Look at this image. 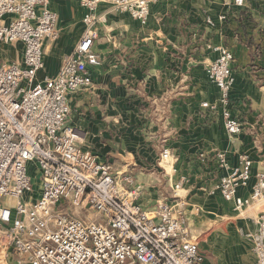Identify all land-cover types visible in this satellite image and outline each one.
Wrapping results in <instances>:
<instances>
[{"label": "crops", "instance_id": "0c3cea01", "mask_svg": "<svg viewBox=\"0 0 264 264\" xmlns=\"http://www.w3.org/2000/svg\"><path fill=\"white\" fill-rule=\"evenodd\" d=\"M50 8L60 16V36L45 43L38 81L59 74L85 29L79 0H50ZM98 12L108 15L93 45L100 64L89 65L92 84L70 98L80 145L108 162L114 175H132L145 208L163 199L182 203L176 208L201 250L209 254L207 243L217 235L231 242L223 264H255L252 244L243 239L264 212V199L236 212L216 189L224 174L216 153L224 151L234 165L243 154L251 157L252 177L238 191L248 197L264 172V0L241 6L235 0H159L144 24L107 4ZM215 45L234 54L229 108L243 123L236 137L226 131L221 109L203 106L221 99L208 75ZM23 51L21 42L2 45L0 61L21 62ZM165 148L170 155L163 159Z\"/></svg>", "mask_w": 264, "mask_h": 264}, {"label": "built area", "instance_id": "2783aa9c", "mask_svg": "<svg viewBox=\"0 0 264 264\" xmlns=\"http://www.w3.org/2000/svg\"><path fill=\"white\" fill-rule=\"evenodd\" d=\"M158 1L79 0L85 9L80 42L55 78L38 81L45 43L59 39L60 16L50 0H0V46L24 45L21 62L0 61V264H211L176 208L183 204L163 199L145 208L132 188L134 177L114 175L108 162L80 145L82 135L70 122L72 94L92 84L89 65L100 64L93 45L108 15L99 7L107 4L144 24ZM214 50L218 56L208 75L221 99L203 106L221 109L226 131L236 137L243 123L229 108L234 54L223 45ZM169 155L165 148L162 158ZM216 157L224 171L216 189L236 212L264 199V172L257 173L248 197L238 195L252 177L249 155H241L237 165L224 151ZM32 163L40 174L38 191L29 174ZM96 213L104 221L93 218ZM245 237L255 264H264V212Z\"/></svg>", "mask_w": 264, "mask_h": 264}, {"label": "rangeland", "instance_id": "374dc122", "mask_svg": "<svg viewBox=\"0 0 264 264\" xmlns=\"http://www.w3.org/2000/svg\"><path fill=\"white\" fill-rule=\"evenodd\" d=\"M29 174L33 178V184L35 186V190L38 191L39 182H40V174H39V171H38V169H37V167H36V165L34 163L30 164ZM90 211L95 212L92 209ZM92 217L93 218L96 217V218L101 219L102 221H104V219L101 218V216H99L97 213H96V215L92 214ZM217 234H219V233H217ZM1 235H2V230L0 229V237H1ZM225 240H227V239H224V238L222 239L221 237H219L217 235L214 236L213 239L209 240V243H207L208 244V252H209V254L206 253L204 250H202V252L205 254L206 259H207L208 262H210L211 264H223L224 260L228 259L227 255H226V253H227L226 250L229 249L228 245H231V242H227V244L225 245L224 244V243H226ZM243 240H245V241L247 240V242L250 243V241L247 238H245ZM9 259H11V257L10 258L8 257L7 260L9 261Z\"/></svg>", "mask_w": 264, "mask_h": 264}]
</instances>
